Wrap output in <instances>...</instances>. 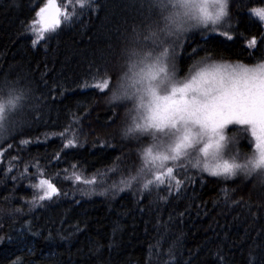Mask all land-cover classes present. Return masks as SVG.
I'll return each mask as SVG.
<instances>
[{"label": "trees", "instance_id": "obj_1", "mask_svg": "<svg viewBox=\"0 0 264 264\" xmlns=\"http://www.w3.org/2000/svg\"><path fill=\"white\" fill-rule=\"evenodd\" d=\"M41 4L0 0V81L18 82L28 91V107L18 118L22 126L0 144V264L18 257L23 264H249L250 256L257 261L264 256V185L254 175L224 181L190 169L192 180H184L179 192L153 188L141 194L135 183L119 190V181L135 174L139 151L150 137L122 139L133 102L108 103V97L139 71L140 66L130 71L139 59L130 52L151 48L143 37L149 25L162 28L167 13L153 6L155 0H91L84 8L73 1L71 18L34 46L29 21ZM253 8H264V0H229L224 26L230 25L231 41L213 35L205 43L203 29L189 31L191 39L176 51L178 78L187 77L205 56L245 65L264 62V23L251 14ZM253 37L257 45L249 48ZM144 43L148 48H141ZM103 79L109 88L100 92L94 84ZM69 124L79 145L64 149L62 137L51 133ZM238 141L232 153L243 159L251 149L246 140ZM37 164L60 196L55 202L36 200L33 207L39 190L29 185L38 181ZM72 165L96 184L64 179V169L71 176ZM92 187L108 191L85 194Z\"/></svg>", "mask_w": 264, "mask_h": 264}, {"label": "snow or ice", "instance_id": "obj_2", "mask_svg": "<svg viewBox=\"0 0 264 264\" xmlns=\"http://www.w3.org/2000/svg\"><path fill=\"white\" fill-rule=\"evenodd\" d=\"M75 2L81 8L91 4V0ZM72 3L73 0L64 3L42 0L41 5L34 7V16L29 21L35 36L32 41L34 46L45 39L46 33L58 29L62 20L71 18L67 9ZM153 6L167 13L163 16L164 26L149 25L143 41H150L151 48L147 51L133 48L130 52L131 57L139 58L130 64V71L140 66L139 71H133L131 82L120 84L108 97V103L133 102L131 123L123 129L125 138L147 136L151 139V143L139 151L140 164L135 174L130 172L126 179L122 178L119 190H130L136 183L141 194L151 192L153 188L169 194L173 188L179 192L184 180H192L188 174L190 169L224 181L240 175L245 178L254 175L264 185V62L247 66L220 63L205 56L193 63L189 77L180 79L177 76L176 51L182 47L181 41L191 39L187 36L189 31L203 29L200 35L205 43L210 42L213 35L233 40L230 25L224 26L229 15V0H155ZM251 14L264 22V8H253ZM256 45L255 37L247 40V47L254 48ZM141 48H148V44H142ZM192 51L196 53L195 48ZM94 87L104 92L109 88V80L103 79ZM27 100L28 91L19 87L18 82L0 81V144L17 126H22L23 121L18 118L28 107ZM76 123H79L78 118ZM233 125L239 127L232 128L230 136L229 126ZM69 132H72L71 137ZM238 132L248 134L253 149L242 160L238 152L227 155L229 145L236 143ZM48 135L45 133L46 137ZM51 135L62 137L64 149L79 145V136L72 124ZM21 143L29 141L21 140ZM99 143L103 146L104 142ZM11 146L8 144V147ZM0 157H3L2 151ZM55 158L59 159V154ZM15 159V156L11 157L8 172L12 171L11 161ZM28 167L25 164V172ZM35 167L39 178L29 186L38 189L39 195H34L32 206H37L36 200L55 202L53 197L60 196L59 189L51 179L43 178V170L38 164ZM71 168V176L68 169H64V179H74L86 185L96 184L95 179H83L75 171L76 165ZM103 184L104 181L101 186ZM107 191V188L101 187L98 191L92 187L85 194L106 195ZM12 264H23V260L18 257ZM249 264H264V256L258 261L250 256Z\"/></svg>", "mask_w": 264, "mask_h": 264}, {"label": "rangeland", "instance_id": "obj_3", "mask_svg": "<svg viewBox=\"0 0 264 264\" xmlns=\"http://www.w3.org/2000/svg\"><path fill=\"white\" fill-rule=\"evenodd\" d=\"M73 1H75V0H73ZM72 5V4H71ZM70 5V6H71ZM73 6V5H72ZM68 12H69V6H68ZM226 19V18H225ZM63 21V20H62ZM264 23V22H263ZM197 30H199V29H193V30H191L190 32H194V31H197ZM202 30V29H201ZM31 33H32V31H31ZM33 34V33H32ZM49 33H46L45 34V37L48 35ZM33 37H34V39H35V36L33 35ZM216 62H220V63H229V64H236L237 62H226V61H216ZM247 66H253V65H247ZM187 77H189V75L187 76ZM186 78V77H185ZM182 79H184V78H182ZM121 111H120V114H121V116L123 115H126V108H125V110H124V108L123 107H121ZM131 113V115H133L134 114V112H130ZM125 117V116H124ZM239 126H229V135L231 136L232 135V132H231V129L232 128H238ZM236 137H241L242 139H244V140H246V142H247V144H248V147H249V149H251V151L248 153V154H250L251 152H252V146L249 144V139H250V137H248V134L247 133H244V132H238L237 133V135H236ZM121 138L123 139L124 138V136H123V133H122V136H121ZM149 138V137H148ZM151 143V139H150V142H149V144ZM241 142L240 141H238L237 143H235V144H232V145H229V151H231V153H229V152H227V155H233V153H232V149H234V148H236L237 147V144H240ZM237 153V152H236ZM236 153H234V154H236ZM240 154H242V153H240ZM247 154V155H248ZM246 156V155H245ZM241 158V160H242V157H240ZM134 186H136V187H139L140 188V186H139V184H134Z\"/></svg>", "mask_w": 264, "mask_h": 264}]
</instances>
